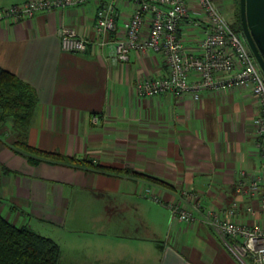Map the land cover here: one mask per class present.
<instances>
[{"label":"crops","instance_id":"1","mask_svg":"<svg viewBox=\"0 0 264 264\" xmlns=\"http://www.w3.org/2000/svg\"><path fill=\"white\" fill-rule=\"evenodd\" d=\"M25 1L0 0V8ZM109 1L0 23V65L38 95L29 144L111 168L33 163L11 146L9 120L0 130V210L15 225L57 241L58 264H244L211 225L173 220L170 204L187 203L185 194L195 191L211 209L223 212L237 201L240 221L264 223L259 201L238 187L242 170L248 181L264 169L254 131L257 96L251 86L140 96L138 80L165 75L168 64L151 50L115 60L134 9L128 1L116 3L118 28L106 47L97 43L98 10ZM190 8L193 18L178 34L187 51L200 53L205 18L196 0ZM62 26L88 39L87 51L63 50ZM149 26L148 18L145 36Z\"/></svg>","mask_w":264,"mask_h":264},{"label":"built area","instance_id":"2","mask_svg":"<svg viewBox=\"0 0 264 264\" xmlns=\"http://www.w3.org/2000/svg\"><path fill=\"white\" fill-rule=\"evenodd\" d=\"M86 0H27L0 8V23L32 18L40 12L82 4ZM128 1L134 4L126 33L116 41L115 60L128 61L131 50L154 51L164 56L168 72L162 76H149L138 80L135 88L140 96H157L171 92L175 95L198 93L203 90H227L251 86L260 108L254 119L255 134L264 164V73L258 64L244 34L234 30L227 16L215 0H197L205 18L204 36L200 53L189 52L179 38V28L184 20L193 18L190 0H111L100 5L95 23L97 43L104 48L108 35L118 28L119 15L116 3ZM149 18L148 34H143ZM200 26V21L193 22ZM62 48L68 52L82 53L88 49V39L75 28L59 29ZM101 117L92 120L99 123ZM242 170L239 190L259 201L264 213V169L248 181ZM246 182H248L247 187ZM188 202L170 204L173 220L191 223L197 220L211 225L226 241L244 264H264V223L249 226L240 221L239 203L233 202L223 212L205 206L199 193L187 192ZM155 198H157L155 196ZM246 211L254 215L256 208L249 204Z\"/></svg>","mask_w":264,"mask_h":264},{"label":"trees","instance_id":"3","mask_svg":"<svg viewBox=\"0 0 264 264\" xmlns=\"http://www.w3.org/2000/svg\"><path fill=\"white\" fill-rule=\"evenodd\" d=\"M237 5V16L241 22L240 0H237ZM37 103L38 95L34 86L0 65V130L7 121H12L16 140L11 146L15 151L26 154L33 163L46 160L87 168L111 169L94 164L91 159L67 156L58 151H45L31 146L28 132ZM134 173L162 183L142 172ZM59 256L60 245L57 241L28 226L15 225L0 210V264H58Z\"/></svg>","mask_w":264,"mask_h":264},{"label":"water","instance_id":"4","mask_svg":"<svg viewBox=\"0 0 264 264\" xmlns=\"http://www.w3.org/2000/svg\"><path fill=\"white\" fill-rule=\"evenodd\" d=\"M241 27L264 73V0H240Z\"/></svg>","mask_w":264,"mask_h":264},{"label":"rangeland","instance_id":"5","mask_svg":"<svg viewBox=\"0 0 264 264\" xmlns=\"http://www.w3.org/2000/svg\"><path fill=\"white\" fill-rule=\"evenodd\" d=\"M217 2H219V4L221 3V6H222L221 8H223L222 10H224L223 13H226L225 15L227 16L231 24H233L234 30L237 31L241 35L243 31L241 30V27H240L241 22L239 21V18L237 16V13H238L237 0H216V3ZM254 131H255V128H254Z\"/></svg>","mask_w":264,"mask_h":264}]
</instances>
